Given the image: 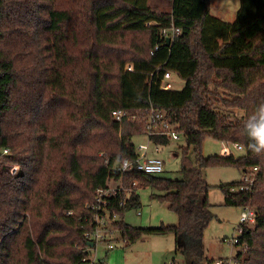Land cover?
Here are the masks:
<instances>
[{"label":"trees","instance_id":"obj_1","mask_svg":"<svg viewBox=\"0 0 264 264\" xmlns=\"http://www.w3.org/2000/svg\"><path fill=\"white\" fill-rule=\"evenodd\" d=\"M173 26L180 33L168 43L162 29ZM166 71L184 86L162 88ZM262 102L264 0H240L234 22L212 15L210 0H171L168 10L149 0H0V152L9 149L0 153V264H82L86 232L96 227L86 204L119 180L124 189L104 205L119 217L113 228L126 244L172 233L190 264H213L201 254L213 218L204 170L213 166L252 174L220 188L224 205L256 213L238 235L235 258L264 264V151L248 148L249 133L264 122L250 119ZM151 107L165 110L185 138L179 179L118 170L137 156L131 137L144 134L145 118L120 122L112 111L146 117ZM207 137L240 143L243 153L204 156ZM145 186L162 192L177 224L124 221Z\"/></svg>","mask_w":264,"mask_h":264},{"label":"rangeland","instance_id":"obj_2","mask_svg":"<svg viewBox=\"0 0 264 264\" xmlns=\"http://www.w3.org/2000/svg\"><path fill=\"white\" fill-rule=\"evenodd\" d=\"M210 2L212 15L227 22L236 20L240 9V0H210ZM149 4L168 10L171 7V0H149ZM173 81L178 89H181L185 84L184 80L177 74H173ZM142 114L139 113L134 120L146 118ZM147 141L146 134L134 135V143L137 148ZM169 141L170 143L166 145L162 143L158 152H153L156 144L151 142L149 154L163 159L164 171L159 173L160 175L179 179L182 160V150L179 147L186 146V141L183 136L180 139ZM225 145L227 142L207 137L202 144V154L204 156L223 155ZM228 146L236 157L243 153V151L235 149L232 144H228ZM189 154L195 160L193 147H191ZM204 175L208 184L211 185L209 201L212 205L213 218L203 231L201 254L205 263L208 261L213 263L217 259L233 258L239 249L230 240L240 234L238 224L244 209L224 205V195L220 185L241 181L243 174L236 166H213L206 168ZM115 183L114 181L110 182V184ZM138 192L141 196V205L124 212L123 219L125 222L134 227H159L177 224L176 213L168 207V203L162 202L157 197L162 192L149 186L141 187ZM117 218L119 217L117 216ZM109 225L113 229L114 224L110 222ZM101 229L106 234L107 242L114 245V249L107 250L108 243L106 241L101 242L97 249V262L104 260L108 264H190L193 258L188 256L187 250H177L176 237L172 233L145 235L134 243L126 244L116 230L115 233H110L108 230L110 227L106 228V232L104 227Z\"/></svg>","mask_w":264,"mask_h":264},{"label":"built area","instance_id":"obj_3","mask_svg":"<svg viewBox=\"0 0 264 264\" xmlns=\"http://www.w3.org/2000/svg\"><path fill=\"white\" fill-rule=\"evenodd\" d=\"M180 33V29L173 26L172 28H164L162 29V35L164 38H169L170 41H172L177 34ZM158 47H156V50ZM153 53V52H152ZM127 70H133L132 64H128L126 66ZM161 86L164 89L170 90L176 88L175 83L173 81V73L172 71H166L161 79ZM147 115L145 118V132L144 134L147 135L148 141L144 144H141L139 148L136 147L134 143V136L131 137V142L134 143L137 156L134 159H124L119 165L118 170L122 173L129 172L133 170L135 167L147 174H159L164 171V161L162 158L158 156H151L149 154L150 152V143L154 142L156 144L155 150L153 152H158L160 150V147L162 146L161 142L154 141V137L157 136H165L169 140H177L180 139L182 134L175 128V124H173L170 119L166 115L165 110L156 109L154 107H151L150 109H146ZM112 115L115 118L116 121H122L125 117L129 119L136 118L135 115H131L127 111L123 109H114L112 111ZM228 144H232L233 147L239 151H243V146L240 143H231L227 142V145L224 146L223 152L225 155H232V149L228 146ZM0 153L6 154L9 153V149H3ZM258 167H255L253 169L254 171H257ZM13 173L17 172V166H15L12 170ZM242 180L244 182H250L252 181V174L246 173L243 175ZM113 182V181H112ZM115 184H110L107 188L104 189H98L97 190V196H96V202L92 204H86V207L91 208L95 211V224L96 227L86 232V237L90 239V243L92 242L93 245L87 248V250L90 252V255L87 257H84L82 260V264H97L96 256L98 254L97 249L99 247V244L101 242H107L106 234L102 231L101 227L106 228L110 227L108 229L110 233H115L114 228L112 229L109 225L110 222H115L117 220V214L114 213L112 217H110L108 209H106L107 201L109 197L115 195L118 191H122L124 189V186L122 184V181H114ZM135 184V183H134ZM242 189V188H241ZM106 204V205H104ZM104 205V206H102ZM105 210V214H102V211ZM108 218V219H106ZM107 220V222H106ZM256 222V213L254 210L245 208L244 211H242L240 216V223L238 224V228L240 233L243 232V225L247 224H255ZM232 244H236L239 242L238 236L233 237L231 240ZM107 250L114 249V245L112 243L107 242ZM89 262V263H88ZM103 264H108L105 261H103ZM213 264H239V261L237 258H235V255L233 258H227V259H217L213 262Z\"/></svg>","mask_w":264,"mask_h":264},{"label":"clouds","instance_id":"obj_4","mask_svg":"<svg viewBox=\"0 0 264 264\" xmlns=\"http://www.w3.org/2000/svg\"><path fill=\"white\" fill-rule=\"evenodd\" d=\"M257 113L259 116L254 115L250 119L257 121H264V102L260 103L257 108ZM247 127H253L248 125ZM250 138L252 140L249 143L248 148L254 153H261L264 151V122H259L250 133Z\"/></svg>","mask_w":264,"mask_h":264},{"label":"water","instance_id":"obj_5","mask_svg":"<svg viewBox=\"0 0 264 264\" xmlns=\"http://www.w3.org/2000/svg\"><path fill=\"white\" fill-rule=\"evenodd\" d=\"M169 41H170V39L169 38H167V42L169 43ZM89 245L90 246H92L93 245V243L91 242V243H89Z\"/></svg>","mask_w":264,"mask_h":264}]
</instances>
